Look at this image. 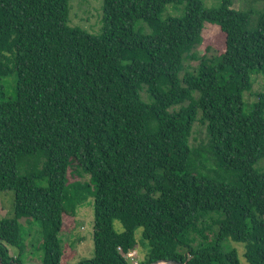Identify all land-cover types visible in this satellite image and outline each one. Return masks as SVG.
Segmentation results:
<instances>
[{
  "label": "trees",
  "instance_id": "obj_1",
  "mask_svg": "<svg viewBox=\"0 0 264 264\" xmlns=\"http://www.w3.org/2000/svg\"><path fill=\"white\" fill-rule=\"evenodd\" d=\"M72 1L0 0V192L14 194L0 264H22L21 218L42 264H69L60 235L89 202L92 256L76 264H128L139 247L140 264H240L228 241L264 264V93L247 111L242 97L264 75V0H102L97 35L69 26ZM205 23L221 53L198 54Z\"/></svg>",
  "mask_w": 264,
  "mask_h": 264
},
{
  "label": "rangeland",
  "instance_id": "obj_2",
  "mask_svg": "<svg viewBox=\"0 0 264 264\" xmlns=\"http://www.w3.org/2000/svg\"><path fill=\"white\" fill-rule=\"evenodd\" d=\"M206 8L215 7L219 0H202ZM249 3V1H248ZM246 4L245 0H235L233 5L234 9H241ZM258 6L257 4H254ZM69 10V26L77 30L86 32L90 35H97L101 27L102 16V0H74L70 3ZM184 6H172L166 7L164 14L171 16H180ZM135 29L143 35L150 34V31L144 27V25L137 24ZM206 47H211L213 51H210L208 55L221 53L224 49V36L219 30L208 23L204 24L202 33V43L198 47L197 52L199 55L205 53ZM191 64H196L192 62ZM251 89L244 92L242 97L245 103V111L248 110L250 104L258 101V96L264 93V75L253 74L251 76ZM10 80L4 81L3 84L7 86L6 96L12 97L13 90L7 85ZM202 128L196 124L194 128ZM195 139L196 134H194ZM264 162L262 163V165ZM257 168V167H256ZM79 177L73 175L70 171L68 173L67 184H71L75 181H79ZM84 181L89 182L88 177L84 178ZM92 189V187H91ZM14 194L12 191L0 192V221L4 219L12 218L13 212ZM76 228L71 233H61L60 237L64 243H71L73 250L76 252V256L73 260L69 261V264H76L78 261L89 258L92 256V222H93V207L91 203H86L83 207L78 209L76 217ZM19 235L21 244L23 245V254L21 256L22 264H42L43 249L42 240L39 232V225L36 222L30 221L27 218H21L18 220ZM113 229L117 233L123 232V227L119 221L113 222ZM142 230L140 228L135 231V239L137 242L141 239ZM198 241H196L197 243ZM195 243V244H196ZM194 244V245H195ZM228 248H235L237 250V256L240 264H246L242 256L243 246L235 244L230 241L225 243ZM10 256H15L18 253V249L15 247H7ZM139 259H144L146 255L145 249L138 248Z\"/></svg>",
  "mask_w": 264,
  "mask_h": 264
},
{
  "label": "built area",
  "instance_id": "obj_3",
  "mask_svg": "<svg viewBox=\"0 0 264 264\" xmlns=\"http://www.w3.org/2000/svg\"><path fill=\"white\" fill-rule=\"evenodd\" d=\"M125 260L128 264H140L139 253L137 249H130L125 253Z\"/></svg>",
  "mask_w": 264,
  "mask_h": 264
},
{
  "label": "water",
  "instance_id": "obj_4",
  "mask_svg": "<svg viewBox=\"0 0 264 264\" xmlns=\"http://www.w3.org/2000/svg\"><path fill=\"white\" fill-rule=\"evenodd\" d=\"M151 264H185V263L177 262L174 260H161V261H155Z\"/></svg>",
  "mask_w": 264,
  "mask_h": 264
}]
</instances>
